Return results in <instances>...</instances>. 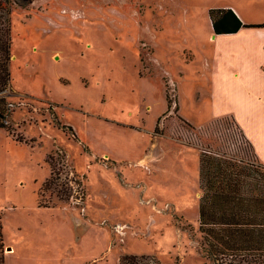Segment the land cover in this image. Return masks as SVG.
Here are the masks:
<instances>
[{
	"label": "rangeland",
	"instance_id": "obj_1",
	"mask_svg": "<svg viewBox=\"0 0 264 264\" xmlns=\"http://www.w3.org/2000/svg\"><path fill=\"white\" fill-rule=\"evenodd\" d=\"M230 5L264 20V0L12 1L0 264H212L202 152L264 163V54L218 46Z\"/></svg>",
	"mask_w": 264,
	"mask_h": 264
},
{
	"label": "trees",
	"instance_id": "obj_2",
	"mask_svg": "<svg viewBox=\"0 0 264 264\" xmlns=\"http://www.w3.org/2000/svg\"><path fill=\"white\" fill-rule=\"evenodd\" d=\"M12 1L0 0V128L9 131L6 93L11 82ZM209 15L216 34L236 33L242 27H264V22L244 23L231 7L210 8ZM236 125L239 126L237 122ZM238 128L256 155L252 142ZM242 162L211 150L200 156V227L212 264H264V163ZM157 263L149 255L127 254L121 259V264Z\"/></svg>",
	"mask_w": 264,
	"mask_h": 264
},
{
	"label": "crops",
	"instance_id": "obj_3",
	"mask_svg": "<svg viewBox=\"0 0 264 264\" xmlns=\"http://www.w3.org/2000/svg\"><path fill=\"white\" fill-rule=\"evenodd\" d=\"M229 7H231L238 15H239V17L242 19V21L244 22V23H263L264 22V20H262V22L261 21H258V20H247L246 18H243V16L241 15V13L236 9V8H234L233 6H229ZM240 33H244V34H246V35H250V36H252V38L254 39V40H259L260 42H259V44H260V46H261V49H262V52H263V54H264V27H242L238 32H236V33H229V34H216V33H214L215 35H217L218 37H221V38H219V40H218V46L219 45H221V44H223V42H225V41H227V40H231V39H227V38H230L231 36H232V38L233 37H235V36H238V35H240ZM235 34V35H234ZM227 35H229V36H227ZM225 36H227V37H225ZM251 47V46H250ZM233 66V68H232V70H230V72H232L231 74L233 75V77H235V78H239V77H241L242 76V74L244 73L243 71H242V69H241V67H239V68H237V66L236 65H232ZM259 69H260V73H262V74H264V65H259ZM229 70V69H228ZM215 75H217L216 73H215ZM240 124V123H239ZM242 128V127H241ZM243 131H245V130H243ZM245 134H246V136L249 138V140L252 142V140L250 139V136H249V134L248 133H246V131H245ZM252 144H253V146L255 147V145H254V143L252 142ZM255 150H256V148H255ZM255 153H257V151H255ZM257 155L259 156V154L257 153ZM260 157V156H259ZM261 158V157H260ZM262 160H264V158H261ZM10 249H11V247H10Z\"/></svg>",
	"mask_w": 264,
	"mask_h": 264
}]
</instances>
